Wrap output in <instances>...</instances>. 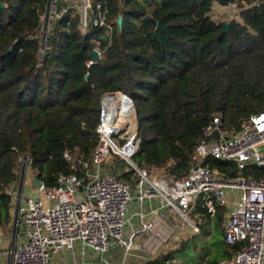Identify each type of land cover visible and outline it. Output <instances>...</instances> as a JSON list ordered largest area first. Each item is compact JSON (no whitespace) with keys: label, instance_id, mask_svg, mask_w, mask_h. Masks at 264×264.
<instances>
[{"label":"trees","instance_id":"trees-1","mask_svg":"<svg viewBox=\"0 0 264 264\" xmlns=\"http://www.w3.org/2000/svg\"><path fill=\"white\" fill-rule=\"evenodd\" d=\"M92 1L93 8L107 5L112 29L90 22L83 31L79 16L65 12L53 22L40 54L38 17L47 0H0L1 226L10 220L6 189L20 176L22 156L31 158L30 168L48 186L59 173H82L79 161L90 157L98 140L105 91L132 98L141 135L133 157L148 171L163 168L167 179L190 170L216 112L231 129L264 110V0H237L241 20L228 22L211 16L213 4L236 0ZM95 46L102 55L88 66ZM205 162L227 178L239 176L235 161L207 156ZM113 166L119 178L133 175V168ZM243 173L264 179V165H247ZM224 211L217 207L214 234L220 241L209 249L206 264H219L239 248L225 241ZM168 257L144 264H170Z\"/></svg>","mask_w":264,"mask_h":264},{"label":"built area","instance_id":"built-area-1","mask_svg":"<svg viewBox=\"0 0 264 264\" xmlns=\"http://www.w3.org/2000/svg\"><path fill=\"white\" fill-rule=\"evenodd\" d=\"M229 4L238 5L236 1ZM68 11L79 16L83 31L90 22L112 29L108 7L102 2L93 8L92 0H47L38 17L40 54L53 22ZM93 50L101 57L99 46ZM96 132L98 140L90 157L79 161L82 173H59L54 186L41 179L38 185L35 174L28 178L31 158L21 157L20 176L6 189L12 196L11 231L6 236L0 229V264H80L92 251L104 253L114 244L126 252L144 246L154 256L179 233L200 232L192 213L213 217L220 205L227 207L222 223L225 241L238 243L239 248L219 264H264V179L242 174L227 178L205 162L207 156L235 161L239 173L250 164L264 165V110L231 129L223 126L222 113L216 112L194 149L190 170L171 180L151 178L146 164L134 161L141 135L134 102L125 92L103 93ZM63 155L74 161L69 149L64 148ZM112 157L129 164L137 176L138 204L131 214L140 218L141 226L128 236H124L130 219L128 205L135 196L127 179L108 171L106 163ZM153 199L159 203L148 209ZM144 231L156 243L135 241Z\"/></svg>","mask_w":264,"mask_h":264},{"label":"rangeland","instance_id":"rangeland-1","mask_svg":"<svg viewBox=\"0 0 264 264\" xmlns=\"http://www.w3.org/2000/svg\"><path fill=\"white\" fill-rule=\"evenodd\" d=\"M237 2V0H236ZM238 3V2H237ZM240 10L241 8L237 5L236 7L230 5V4H219L217 2H215L213 4V8L211 11V16L216 19V20H226L227 22L231 19V18H235L238 20H241V16H240ZM117 159V157H112L110 159V161L108 163H106V166L108 167V171L113 172L112 168H114L113 164L115 163V166L121 168L122 170H129L131 169L129 164H126L123 161L118 160V162L116 163L115 160ZM134 161L139 165L140 162L138 159H136L135 157H133ZM151 174V178L153 179H157L159 177H166L165 176V170L163 168H154L153 170L149 171ZM114 173V172H113ZM239 173V172H238ZM115 174V173H114ZM246 175L243 173V171L241 173H239V175ZM34 175V171L29 168L28 171V178ZM137 179L136 175H131L130 179H127L130 184H131V193L133 196H135V198H133V201H131L128 205V214L130 216L131 222L132 223H136L137 224V218L133 217V215L131 214L132 209L135 208V204L137 203V193L138 191H135V180ZM171 180V179H169ZM234 192L239 193L240 190L239 189H235L233 190ZM232 190H229V192H233ZM134 205V206H133ZM225 210L227 209L226 206ZM191 218L196 221L200 227V232L198 234H195V239L193 240H189L188 243H182V239H189L192 238V234L190 236V234H188V231H184L181 232L177 235V237H174L170 240L169 243H163L160 248H159V252L156 254L157 256L160 254H165L168 253L169 257L168 259H166V262H168L167 260H169L170 264H206V259L205 257H207L208 254H210V250L213 251V243H217L220 241V238L218 235H215V231H216V227H215V220H216V216L214 215L213 217L209 218L207 216H203V215H199V216H194L193 213L191 214ZM185 223H187L186 221H184V225ZM223 223V221H222ZM129 223L127 225V227H130ZM186 226V225H185ZM223 226V224H222ZM11 226L9 225V223L6 226H1L0 225V229L3 231L4 235L8 236L10 234L11 231ZM126 227V229H127ZM125 229V228H124ZM124 231V236H128L130 230H126ZM148 234L147 231L141 232L139 233L136 237H135V241H137V238L139 240L143 239V236ZM182 240V241H181ZM177 241H179L180 243H176ZM184 244V245H182ZM113 246V245H112ZM144 247V246H143ZM145 248V247H144ZM138 248H134L133 250L129 251V255L127 257V261L124 264H128V263H133L136 264V255L138 257L137 251ZM209 250V251H208ZM200 253H203L204 256H202ZM207 254V255H206ZM156 255H154L155 257H157ZM153 255H151V259L154 257ZM116 263H120V260L116 261Z\"/></svg>","mask_w":264,"mask_h":264},{"label":"crops","instance_id":"crops-1","mask_svg":"<svg viewBox=\"0 0 264 264\" xmlns=\"http://www.w3.org/2000/svg\"><path fill=\"white\" fill-rule=\"evenodd\" d=\"M158 203H159V201L157 199H153L148 204V209L151 207L157 206ZM133 217H136L138 221H137V224L136 223L134 224L131 222V219H129V223H131V224H130V227H127V229H126V230H130L129 234L133 230L138 229L141 226L140 218L135 216V215H133ZM193 235H195V234H193ZM182 240L184 241V239H182ZM156 241H157V239H156ZM137 242L138 243H156L153 236H151V233L144 235L143 239H141V240L138 239ZM176 243H180V242L177 241ZM136 251L138 254V257L136 255V259H135L137 261L136 264H144L147 260L151 259L150 252L146 248H144L143 246L142 247L140 246L138 248V250H136ZM128 253H129V251L126 252L123 246H121L119 244H114L104 253L92 251V253H90V256L88 257V259L85 260L84 262L80 263V264H124L127 261V257L129 255ZM118 260H120V263H116V261H118ZM128 264H133V263H128Z\"/></svg>","mask_w":264,"mask_h":264},{"label":"water","instance_id":"water-1","mask_svg":"<svg viewBox=\"0 0 264 264\" xmlns=\"http://www.w3.org/2000/svg\"><path fill=\"white\" fill-rule=\"evenodd\" d=\"M0 5H2V3H0ZM148 18H149V19H152V18L149 17V16H144V19H148ZM121 21H122V16L120 15V16L118 17V19H117V22H118L119 26H120V24H121ZM157 25H161V21H158V22H157ZM92 54H93L94 58H97V53H96L95 50L92 51ZM34 181H35L38 185L41 184V180H40L37 176L34 177Z\"/></svg>","mask_w":264,"mask_h":264}]
</instances>
